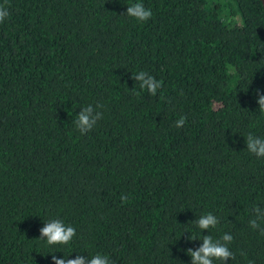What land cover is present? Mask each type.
<instances>
[{
    "label": "trees",
    "instance_id": "trees-1",
    "mask_svg": "<svg viewBox=\"0 0 264 264\" xmlns=\"http://www.w3.org/2000/svg\"><path fill=\"white\" fill-rule=\"evenodd\" d=\"M136 2L152 10L148 22L126 15ZM0 5L10 13L0 24V264L97 253L191 264L188 249L225 233L226 264H264V221L249 225L264 210V158L245 142L264 138L260 0ZM140 71L162 82L155 97L133 80ZM89 104L102 119L82 135L74 121ZM207 213L219 224L202 233L195 221ZM52 219L75 227L71 244L40 239Z\"/></svg>",
    "mask_w": 264,
    "mask_h": 264
},
{
    "label": "clouds",
    "instance_id": "clouds-1",
    "mask_svg": "<svg viewBox=\"0 0 264 264\" xmlns=\"http://www.w3.org/2000/svg\"><path fill=\"white\" fill-rule=\"evenodd\" d=\"M8 8L0 5V24H3L9 17ZM126 15L135 19L137 22L146 23L152 18V10L146 8L143 3L136 2L127 7ZM133 80L137 81L141 90H146L151 96L155 97L158 90L162 87V82L157 81L153 76L145 71L138 72L132 76ZM182 94V93H181ZM134 95L139 96L140 92L134 91ZM257 104L259 111L264 113V94L257 90ZM102 105H96L94 108L91 104L81 108L76 115L74 124L77 130L83 135L90 132L97 122L102 119V112L97 111V108H102ZM187 121L186 116H181L176 122V128H182ZM246 150L257 158H264V138L248 134L246 139ZM122 203L128 202L126 195L121 196ZM253 212L255 218L249 221V225L253 229H260L258 221H264V210L260 207H254ZM197 227L202 230V233L209 229L217 228L219 224L218 218L212 213L202 215L195 221ZM77 232L75 227L66 225L63 220L52 219L40 229V239L45 240L49 247L52 246H67L72 243ZM261 235H264V229H261ZM192 240H196L195 237ZM233 237L225 233L220 239L213 240L211 235L203 236L202 244L199 248L193 250L188 249L187 255L191 257V264H214V261H220L221 264H226V261L234 259V254L229 250L228 245L232 242ZM53 264H113L107 255L97 253L95 255L83 256L77 255L74 259H68V256L57 258L52 255Z\"/></svg>",
    "mask_w": 264,
    "mask_h": 264
},
{
    "label": "water",
    "instance_id": "water-1",
    "mask_svg": "<svg viewBox=\"0 0 264 264\" xmlns=\"http://www.w3.org/2000/svg\"><path fill=\"white\" fill-rule=\"evenodd\" d=\"M260 1H261L262 5H263V7H264V0H260Z\"/></svg>",
    "mask_w": 264,
    "mask_h": 264
}]
</instances>
